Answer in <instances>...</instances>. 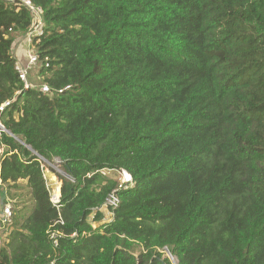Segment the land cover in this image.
Here are the masks:
<instances>
[{
  "label": "trees",
  "instance_id": "trees-1",
  "mask_svg": "<svg viewBox=\"0 0 264 264\" xmlns=\"http://www.w3.org/2000/svg\"><path fill=\"white\" fill-rule=\"evenodd\" d=\"M31 2L47 93L15 68L33 11L0 0V264H264V0Z\"/></svg>",
  "mask_w": 264,
  "mask_h": 264
},
{
  "label": "rangeland",
  "instance_id": "rangeland-1",
  "mask_svg": "<svg viewBox=\"0 0 264 264\" xmlns=\"http://www.w3.org/2000/svg\"><path fill=\"white\" fill-rule=\"evenodd\" d=\"M18 39H20V40L17 42V45H16L17 54L20 58L19 62L23 63V60L26 61V58L28 57V55H27L28 51L33 49V47L30 45V43H28L27 36L25 37V35H24L23 37H20ZM32 66H35V65H32ZM28 70L29 71L27 74V78L29 79V83H31L33 86H39V84L41 82V78H42L40 71H39L40 68H38V66L37 67H30ZM44 167H45L44 175H45L46 180H47V185H48V188L50 190L52 200L54 202H57L59 197H60V194H61L60 190L58 192V186L59 187L61 186V181H59L56 173L52 172L49 168L52 167L58 173H63L60 160L56 158V159H54L53 162L45 161ZM52 175H53L55 181L52 180ZM0 182H1V180H0ZM4 189L11 191V192L17 191L13 187V185H11V187L2 186L0 188V217L1 218L3 216V214L1 213V209L4 205L11 207L12 212H14L15 209L18 210V208L20 207V205L16 204V202H18L16 199L18 196H16V195L15 196H12V195L8 196V195H6ZM57 192H58V194H57ZM5 200H6V202H5ZM7 202H9V203H7ZM103 211L105 214V218L107 219L111 215V213L107 208H103ZM3 220H5V218H3ZM98 224H101V222H99L97 224L95 223L94 226H98ZM9 229L6 228L5 226H0V245L1 246H4L6 241H8V240H5L4 238H6ZM166 255L170 258V260L172 261L173 264H177L176 258L171 256L168 251H167Z\"/></svg>",
  "mask_w": 264,
  "mask_h": 264
},
{
  "label": "built area",
  "instance_id": "built-area-1",
  "mask_svg": "<svg viewBox=\"0 0 264 264\" xmlns=\"http://www.w3.org/2000/svg\"><path fill=\"white\" fill-rule=\"evenodd\" d=\"M11 1H13V0H11ZM22 2L27 7H29L34 13L33 23H32L31 29L27 35L28 43H30V45H31L32 40L34 38V35L41 34V32L43 31L42 30L43 20L41 18V8L35 7L32 4L31 0H22ZM27 55H28L27 64L24 65L21 62H17L16 66H15V68L19 74L20 79L24 82L26 88H28V87H35V88L39 87L40 90L44 93L50 92V86H48L47 84H43V85H39V86H33L31 83H29V79L27 78V74L29 71L28 69L30 67H37L39 65V60H38V54L33 49L29 50ZM32 65H35V66H32ZM9 103H10V101L6 102L4 106L8 105ZM103 172L107 175L115 176L116 180L120 183V185H126L127 183L132 182V176L129 174V172H127L124 169L116 170L115 174H113L112 170H110V169L103 170ZM119 202H120L119 196L114 191L111 194H109V196L107 197V201H106L105 205L107 207H110V208H116L119 205ZM11 214H12L11 207L6 206L4 209L5 219L10 217ZM57 235H60L59 232H57V231H53L51 233V238L55 244L58 243Z\"/></svg>",
  "mask_w": 264,
  "mask_h": 264
},
{
  "label": "water",
  "instance_id": "water-1",
  "mask_svg": "<svg viewBox=\"0 0 264 264\" xmlns=\"http://www.w3.org/2000/svg\"><path fill=\"white\" fill-rule=\"evenodd\" d=\"M61 195V194H60Z\"/></svg>",
  "mask_w": 264,
  "mask_h": 264
}]
</instances>
